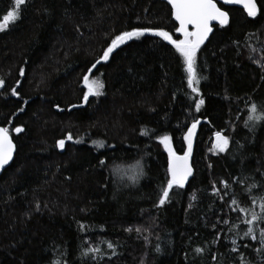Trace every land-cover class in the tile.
I'll return each mask as SVG.
<instances>
[{
	"label": "trees",
	"instance_id": "obj_1",
	"mask_svg": "<svg viewBox=\"0 0 264 264\" xmlns=\"http://www.w3.org/2000/svg\"><path fill=\"white\" fill-rule=\"evenodd\" d=\"M13 6L0 0V22ZM220 6L230 22L197 54L205 100L197 112L182 57L150 34L87 72L124 31L182 39L164 0H26L21 18L0 32V127L17 146L0 177V264H264L259 238H242L248 226L238 211L251 218L264 198V121L245 127L253 104L264 114V7L252 18ZM84 75L103 84L88 104ZM17 82L20 97L11 95ZM201 118L193 176L160 205L169 159L159 138L171 136L184 154V136ZM217 132L229 139L225 152L212 151ZM69 135L76 142L61 152L57 142ZM254 228L259 236L264 224Z\"/></svg>",
	"mask_w": 264,
	"mask_h": 264
},
{
	"label": "snow or ice",
	"instance_id": "obj_2",
	"mask_svg": "<svg viewBox=\"0 0 264 264\" xmlns=\"http://www.w3.org/2000/svg\"><path fill=\"white\" fill-rule=\"evenodd\" d=\"M167 3L171 5V14L175 21L178 22V26L175 28V32L179 33L183 38L174 39L173 35L168 31L164 30H154L149 28H136L131 31H124L119 35H116L111 39L110 44L102 51L101 56L92 64L87 72L90 74L93 69L102 63H107L113 54V52L120 48L122 45L133 39H139L146 34L158 37L168 44L172 45L179 56L183 59V70L187 74V87L191 89V93L195 94L193 97L195 100L194 107L195 111L199 112L201 105L205 103L202 98V94L199 91L200 79L197 73V54L199 53L201 46L208 40L209 35L213 32V22H215L219 27H226L230 22L229 12L224 10L221 6H218L217 0H167ZM223 5L232 4H242L243 8L247 11L249 17L255 18L261 12V5L258 7L256 0H222ZM22 6H26V0H14V6L12 10L8 11L6 15L3 16V22H0V32L5 31L10 23H14L21 18ZM191 29V30H189ZM19 76H25V70L21 68L19 70ZM83 82L87 88V92L83 95V103H89V97H99L104 95L103 84L98 80H89V75L83 76ZM4 87V80L0 78V88ZM19 87V82L15 87L11 88V95L20 97V92L17 91ZM196 97H200L196 99ZM23 104H27L26 100H22ZM73 107H78L73 105ZM20 111H24L21 107ZM251 115L248 116V121L245 127L249 128L250 131H254L257 127L259 121H264V114L256 115L257 106L255 104L251 107ZM200 123L199 120H195L191 127L188 128L184 139L187 141L188 148L183 155H177L172 147V137L169 135H163L159 138V143L164 146L168 152V174L169 178L166 180V186L163 187L162 193L159 199V204L163 205L169 200L170 192L174 189H183L188 182L190 176L193 175V169L189 164V157L192 152V142L193 136L197 125ZM22 127H15L14 132L19 134L23 132ZM145 135V133H141ZM216 145L215 147L219 152H225L229 145L228 137L224 136L222 133L217 132ZM68 140H72V136L67 137ZM79 143V141H77ZM57 146L63 150L65 147V140L61 139L57 142ZM100 148H104V143L99 144ZM115 147V146H111ZM15 151V145L9 135V129L7 127H0V170L5 169V166L9 164L12 160L13 153ZM98 163L103 166L106 164L105 160H98ZM142 174V173H141ZM136 179L135 177L133 178ZM224 187L227 188V182H223ZM253 188H257L258 185L253 183ZM253 203H255V197L252 198ZM233 205L237 202L235 199L231 201ZM260 213L257 214L255 211L252 212L251 218L248 217V213L243 208H239V212L245 213V218L242 223L247 225L246 230L243 231V239H250L256 241L259 238V242L262 246L261 249L257 251L264 250V228L259 231V236H257L254 225L257 223L264 224V198L261 199L259 204ZM36 210L39 211V205H36ZM237 211L236 208L232 209ZM232 244L235 245L236 241L233 240ZM247 247V245H244ZM109 248L112 247L111 244L108 245ZM233 252L239 251L238 247H233L231 249ZM98 251V250H93ZM243 260V257H241Z\"/></svg>",
	"mask_w": 264,
	"mask_h": 264
},
{
	"label": "water",
	"instance_id": "obj_3",
	"mask_svg": "<svg viewBox=\"0 0 264 264\" xmlns=\"http://www.w3.org/2000/svg\"><path fill=\"white\" fill-rule=\"evenodd\" d=\"M166 3H167V0H164ZM217 3H218V6H220V4H222V0H217ZM232 5H235V6H239V7H242L243 8V5L242 4H232ZM170 7H171V5H170ZM225 10V9H224ZM177 22V21H176ZM178 23V22H177ZM216 26H218L215 22H213V25H212V27H213V31H214V28L216 27ZM189 30H191V29H189ZM213 33V32H212ZM211 33V34H212ZM211 34L209 35V38H210V36H211ZM208 38V39H209ZM208 41V40H207ZM207 41H205V43L207 42ZM204 43V44H205ZM203 44V45H204ZM202 45V46H203ZM199 121H200V123L197 125V128H196V130H195V134H194V136H193V142H192V146H193V144L195 143V140H196V137H197V133H198V129H199V127H200V125L201 124H203L206 120L205 119H199ZM10 135V134H9ZM10 138H11V135H10ZM12 139V138H11ZM66 141H71V140H65V142ZM12 142H13V144L15 145V151H14V153H13V157H12V160L9 162V164L8 165H6L5 166V169H3V170H0V177H1V175L4 173V171L6 170V169H8L12 164H13V162H14V159H15V156H16V151H17V146H16V143L14 142V140L12 139ZM60 149V148H59ZM60 151L62 152V151H64V149L63 150H61L60 149ZM177 155H183V154H179V153H176ZM189 164H190V166L192 167V169H193V173H194V168H193V164H192V158H191V155H190V157H189ZM193 176V175H192ZM192 176H190L189 177V179H188V182L186 183V185L185 186H187L188 185V183L190 182V180H191V178H192Z\"/></svg>",
	"mask_w": 264,
	"mask_h": 264
},
{
	"label": "rangeland",
	"instance_id": "obj_4",
	"mask_svg": "<svg viewBox=\"0 0 264 264\" xmlns=\"http://www.w3.org/2000/svg\"><path fill=\"white\" fill-rule=\"evenodd\" d=\"M183 38V37H182ZM90 81L91 80H96V79H89ZM100 82V81H99ZM102 90V89H101ZM200 91V90H199ZM72 142H76V140L75 139H73L72 138V140H71ZM213 146H212V151L213 152H215V153H221V152H219L218 151V149L215 147V145H216V136L215 137H213V144H212ZM136 178L137 177V175H127V174H125V175H123V177H122V179H126V180H128V181H131V182H134L135 180L133 179V178Z\"/></svg>",
	"mask_w": 264,
	"mask_h": 264
}]
</instances>
